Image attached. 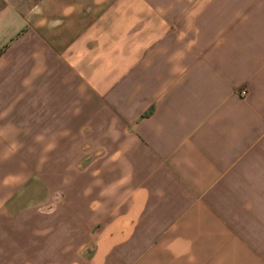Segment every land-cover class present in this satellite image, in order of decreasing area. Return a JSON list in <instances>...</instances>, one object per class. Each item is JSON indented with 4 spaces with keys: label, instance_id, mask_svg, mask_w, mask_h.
<instances>
[{
    "label": "crops",
    "instance_id": "1",
    "mask_svg": "<svg viewBox=\"0 0 264 264\" xmlns=\"http://www.w3.org/2000/svg\"><path fill=\"white\" fill-rule=\"evenodd\" d=\"M0 264H264V0H0Z\"/></svg>",
    "mask_w": 264,
    "mask_h": 264
},
{
    "label": "built area",
    "instance_id": "2",
    "mask_svg": "<svg viewBox=\"0 0 264 264\" xmlns=\"http://www.w3.org/2000/svg\"><path fill=\"white\" fill-rule=\"evenodd\" d=\"M240 94L241 95H245L246 94V91L245 90H242V91H240Z\"/></svg>",
    "mask_w": 264,
    "mask_h": 264
}]
</instances>
